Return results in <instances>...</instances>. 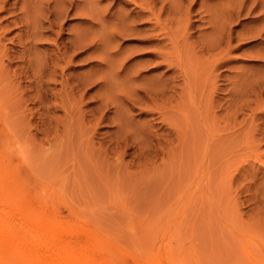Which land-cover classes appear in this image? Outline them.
<instances>
[{
	"label": "rangeland",
	"instance_id": "374dc122",
	"mask_svg": "<svg viewBox=\"0 0 264 264\" xmlns=\"http://www.w3.org/2000/svg\"><path fill=\"white\" fill-rule=\"evenodd\" d=\"M156 1L153 57L146 0H0V187L95 260L264 264V0Z\"/></svg>",
	"mask_w": 264,
	"mask_h": 264
},
{
	"label": "bare ground",
	"instance_id": "6f19581e",
	"mask_svg": "<svg viewBox=\"0 0 264 264\" xmlns=\"http://www.w3.org/2000/svg\"><path fill=\"white\" fill-rule=\"evenodd\" d=\"M56 1L57 0H55V3ZM64 1L65 0H63V2ZM58 3H61V1ZM59 5L61 4H58V6ZM154 5L155 0H146V5L140 6V10L134 11L135 14L128 15L130 18L132 17L131 20L134 21L135 17L138 18L143 14H147L149 15V18H144L147 19V21L145 22L149 23L150 26H145L144 23L143 26L141 24H133L132 22H130L131 24L128 23L129 26L126 28V30H129L128 32L126 31L128 34H135L131 35L132 37H129L139 43L138 45L141 46L140 49L144 50V53H149L153 57L156 53H158V48L156 49L152 46H159V43L162 39L159 37L158 38L161 40L155 38L157 41L154 42L155 40L153 39V41L151 38V36L153 35L152 30L155 31V28L161 30L163 28L160 14L154 10ZM170 6H173V3H170ZM54 8L56 9V6H54ZM160 8H165V4H163V6ZM85 12L84 15L89 16L85 14ZM126 13L127 12H125V14L122 13L123 16L119 17L120 19H122H119V26L122 21L127 22L125 19ZM92 18L94 20V17ZM122 24L121 28H119L118 26V30L122 29L123 27L125 29V26H122ZM221 27L223 26L218 27L220 31L217 29L219 32L222 31ZM124 29L121 32H123ZM154 35L152 37H154ZM162 37L165 38V36ZM80 38L86 39L84 38L83 34ZM83 42L84 40L82 41V43ZM88 43L89 42L87 40L85 46H87ZM80 46L81 48L84 47L81 43ZM148 47L150 48L148 49ZM144 48L147 49L145 50ZM162 56H164V54H162ZM161 58L163 59V57ZM10 188L8 185V189ZM72 235L73 227L71 226V223L69 224L67 221H65V219L63 220L56 215L45 214L35 208L27 206L24 203H19L18 201L11 199L10 195L2 187H0V264H109V262H106L107 257H101L100 260H95V256L93 257L92 255L93 252H90V250L87 247H84L80 242L77 243L73 239ZM256 247L258 248V246Z\"/></svg>",
	"mask_w": 264,
	"mask_h": 264
}]
</instances>
